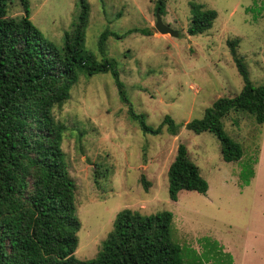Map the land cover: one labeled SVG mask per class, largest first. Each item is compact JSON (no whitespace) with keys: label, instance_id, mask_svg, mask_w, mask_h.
<instances>
[{"label":"rangeland","instance_id":"obj_1","mask_svg":"<svg viewBox=\"0 0 264 264\" xmlns=\"http://www.w3.org/2000/svg\"><path fill=\"white\" fill-rule=\"evenodd\" d=\"M86 1L83 46L97 59L102 58L98 40L103 31L127 33L106 39V54L116 62L127 101L120 99L110 72L80 74L70 98L52 109L55 120L65 127L61 148L76 185L80 228L74 256L93 258L116 213L130 208L147 215L171 211L174 237L184 248L185 262H191L192 250L202 257L217 241L224 253L219 249L216 258H203L204 264H230V257L232 264H264V156L257 179L251 186L243 184L250 156L261 143L262 126L243 112L230 111L221 119L225 133L242 148L245 157L240 162L222 158L219 141L211 132L195 133L184 126L201 118L218 98L241 90L243 79L227 40L238 39L236 54L250 80L255 86L264 84V0H166L165 13L159 14L177 36L156 29L157 0ZM191 3L217 12L211 28L203 33H187ZM79 10V0H29L31 21L45 40L58 47ZM22 12L19 0H11L8 14ZM130 111L144 115L154 127L166 115L183 126L177 135L165 127L159 134L143 133ZM180 143L208 190H183L173 201L167 170ZM95 164L111 172L99 188L93 181Z\"/></svg>","mask_w":264,"mask_h":264},{"label":"trees","instance_id":"obj_2","mask_svg":"<svg viewBox=\"0 0 264 264\" xmlns=\"http://www.w3.org/2000/svg\"><path fill=\"white\" fill-rule=\"evenodd\" d=\"M19 2L22 14L11 16V0H0V264H204L203 258H216L219 248L213 242L202 257L192 250L191 262H185L184 248L174 237L171 211L147 215L130 208L116 213L112 229L93 258L81 260L74 256L80 228L74 198L76 185L61 148L65 127L55 120L52 109L70 98V89L80 74L110 72L120 99L127 101L116 62L106 54L108 35L118 38L127 33L118 36L103 31L98 40L102 56L99 60L83 46L89 9L86 0H79L78 16L64 33L61 47L41 36L30 19L29 0ZM165 6L166 0H157L160 14L165 13ZM190 7L187 33L194 35L211 28L216 10L201 3H191ZM237 44L236 38L227 40L243 79L241 90L218 98L201 118L184 125L195 133L214 134L222 158L229 162L239 160L243 151L225 133L221 119L230 111L243 112L252 115L258 125L264 124V84L252 83L236 54ZM129 116L143 133L159 134L165 127L177 135L183 126L169 115L157 127L147 124L142 114L130 111ZM93 173L97 188L111 175L99 164H95ZM167 176L168 195L173 201L183 190L206 193L208 189L182 143ZM140 181L147 188L144 175Z\"/></svg>","mask_w":264,"mask_h":264},{"label":"crops","instance_id":"obj_3","mask_svg":"<svg viewBox=\"0 0 264 264\" xmlns=\"http://www.w3.org/2000/svg\"><path fill=\"white\" fill-rule=\"evenodd\" d=\"M264 124L262 125V131H261V143L259 144L258 151L255 155L250 156V160H252V163L250 164V171L248 174L245 175V178L243 180V184L245 186H251L252 182H254L257 179L258 173H259V167L260 164L263 161L264 156ZM242 157L238 160V162L242 161L244 159L245 155L242 153ZM254 157V158H253ZM253 158V159H252ZM240 166V165H238ZM208 190V189H207ZM217 247L221 250L222 253H224L223 245H221L219 242L216 241ZM229 263L232 264V258L230 257Z\"/></svg>","mask_w":264,"mask_h":264},{"label":"water","instance_id":"obj_4","mask_svg":"<svg viewBox=\"0 0 264 264\" xmlns=\"http://www.w3.org/2000/svg\"><path fill=\"white\" fill-rule=\"evenodd\" d=\"M155 27L160 33H163V34L164 33H169V34H171L173 36H177V34H178L175 30H173L172 28H170L168 25H166L163 22L158 10L156 11Z\"/></svg>","mask_w":264,"mask_h":264}]
</instances>
